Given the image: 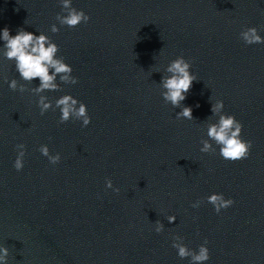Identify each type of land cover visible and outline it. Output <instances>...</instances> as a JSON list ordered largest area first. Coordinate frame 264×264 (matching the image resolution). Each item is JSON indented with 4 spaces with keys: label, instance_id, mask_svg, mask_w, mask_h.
I'll use <instances>...</instances> for the list:
<instances>
[{
    "label": "water",
    "instance_id": "obj_1",
    "mask_svg": "<svg viewBox=\"0 0 264 264\" xmlns=\"http://www.w3.org/2000/svg\"><path fill=\"white\" fill-rule=\"evenodd\" d=\"M72 7L90 21L61 26L60 0H0V30L45 33L78 78L74 85L58 79L60 89L43 95L55 108L70 94L91 117L82 127L59 123L58 108L41 115L31 91L39 79L23 81L0 40V245L9 249L7 264H190L172 247L176 235L196 251L207 240L204 264H264V44L240 38L248 27L264 37V0H72ZM178 56L198 79L182 102L192 108L191 121L178 119L181 109L161 96V77ZM5 77L29 90H11ZM217 100L252 142L246 159L224 160L211 141L214 153L200 151L207 124L218 120L211 116ZM41 145L60 162L51 164ZM106 179L120 191L106 188ZM213 193L234 204L217 214L207 202Z\"/></svg>",
    "mask_w": 264,
    "mask_h": 264
},
{
    "label": "clouds",
    "instance_id": "obj_2",
    "mask_svg": "<svg viewBox=\"0 0 264 264\" xmlns=\"http://www.w3.org/2000/svg\"><path fill=\"white\" fill-rule=\"evenodd\" d=\"M61 13H57L56 20L61 26L69 28H77L81 24H87L90 21V16L82 9L72 7V0H60ZM59 28L56 24L51 26L52 33H58ZM240 38L246 45L264 44V37L259 34L256 27H248L240 32ZM0 40L4 42L5 51L4 57L9 61H14L15 70L19 77L27 82L32 83L33 80L39 79V86L31 88V91L39 96L38 107L41 115H44L48 110L59 109V123L63 124L69 120L82 121V127H87L91 122V117L88 114L87 105L78 101L70 94L61 96L55 100V108L52 101L43 95L45 91H57L60 89V82L64 84H76L78 78L73 76V68L65 62L63 56H59V46L51 40V38L43 32L35 35L32 32L19 29L15 35L10 34V30L5 27L0 30ZM191 63L184 58L178 56L171 60L165 71L167 75H162L159 82L161 86V96L165 103H169L173 108H180L176 113L178 119L194 120L192 108L184 106L183 101L190 92L194 81H198L196 75L191 71ZM5 82H8L5 77ZM9 83V88L13 91L19 90L23 93L29 89L25 84H21L17 79H12ZM183 105V107H181ZM224 102L217 100L211 103V116H217L216 122L207 124V137L202 139V153H214L216 148L214 142L219 147L220 156L226 161H238L246 159L250 155L252 142L244 140L241 136L243 125L236 119L234 115L223 112ZM211 141V142H210ZM17 157L13 167L17 171H21L24 167V157L26 146L17 144ZM40 153L47 157L53 165L61 160L59 153L52 155L47 145H41ZM106 188L112 189L114 192H119L120 189L113 186L111 179H106ZM207 202L210 203L217 214L223 209H227L234 204L232 199H226L222 193H213L207 197ZM201 201H196L192 204L193 208H199ZM169 223L176 220L175 216H168ZM164 225L161 221L154 222V230L156 233H161ZM172 247L177 250L178 257L181 259L190 258V264H204L210 260V250L207 247V240L201 244L198 251L190 249L183 243V237L173 236ZM9 249L0 245V264H7Z\"/></svg>",
    "mask_w": 264,
    "mask_h": 264
}]
</instances>
